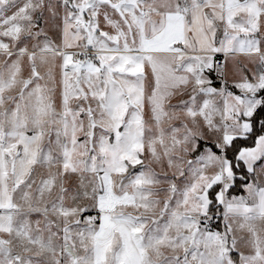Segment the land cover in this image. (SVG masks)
<instances>
[{
    "label": "snow or ice",
    "instance_id": "1",
    "mask_svg": "<svg viewBox=\"0 0 264 264\" xmlns=\"http://www.w3.org/2000/svg\"><path fill=\"white\" fill-rule=\"evenodd\" d=\"M0 264H264V0H0Z\"/></svg>",
    "mask_w": 264,
    "mask_h": 264
}]
</instances>
